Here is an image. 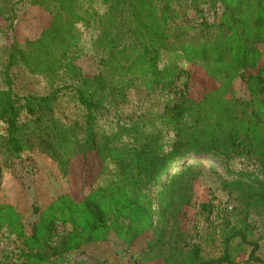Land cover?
Here are the masks:
<instances>
[{
    "label": "trees",
    "instance_id": "1",
    "mask_svg": "<svg viewBox=\"0 0 264 264\" xmlns=\"http://www.w3.org/2000/svg\"><path fill=\"white\" fill-rule=\"evenodd\" d=\"M31 1L48 11L50 21L37 39L4 49L0 191L4 170L35 149L67 166L96 154L108 180L88 193L60 194L45 207L33 204V220L0 197V230L21 240L20 264H71L73 256L112 236L140 263L233 264L232 241L241 237L250 243L244 228L225 234L224 252L217 258H204L199 244L189 252L163 249L178 186L205 165L194 158L215 155L232 168L238 160L240 167L231 170L234 177L225 180V189L264 206V0ZM206 9L213 10V20ZM13 15V9L0 12L5 20ZM83 26L95 34L86 39ZM197 29L199 40L186 38ZM164 53L176 61L161 66ZM84 55L99 59L98 73L86 74L76 63ZM181 61L200 68L203 87L197 94L190 80L175 89L184 73ZM16 67L46 76L50 91L16 93ZM239 79L245 96L236 93ZM137 85L149 94L175 89V95L159 112L118 117L108 121L114 129L106 127L105 115L127 102ZM65 95L76 108L63 117ZM201 208L211 212L209 204ZM252 244L254 254L258 243ZM0 264L11 262L0 258Z\"/></svg>",
    "mask_w": 264,
    "mask_h": 264
},
{
    "label": "rangeland",
    "instance_id": "2",
    "mask_svg": "<svg viewBox=\"0 0 264 264\" xmlns=\"http://www.w3.org/2000/svg\"><path fill=\"white\" fill-rule=\"evenodd\" d=\"M95 5L104 11L105 6L98 3ZM10 9L14 10V19L5 20L0 17V88L5 86L2 74L5 47L14 43L24 45L28 40L37 39L50 21L48 11L31 0H0V12L7 13ZM207 14L211 20L214 19L213 10H207ZM188 15L192 18L194 11L190 10ZM81 30L86 39L96 32L84 26ZM200 37L201 30L198 29L186 36L195 41ZM171 61H176V56L164 53L161 66ZM76 63L86 74L94 75L100 71L99 59L92 55H84ZM180 66L184 73L175 89L184 88L185 83L190 80L191 92H200L203 83L199 66L186 61H181ZM12 75L14 89L18 94H45L51 89L46 76L32 74L23 67L14 68ZM175 89L149 94L143 86L137 85L128 92L127 102L111 109L103 121L106 127L114 129L116 125L108 124V121H117L118 117L128 119L145 112H159L175 95ZM235 89L238 96L246 95L242 80H237ZM75 108L76 104L71 96L65 95L61 99L60 114L63 117L74 114ZM4 126L0 122V129ZM193 161L205 165L195 168L178 186V201L168 217L170 232L163 251L169 253L175 247L174 251L189 252L194 244H199L204 258H217L224 252L225 234L234 228H244L250 243L243 241L241 237L232 241L233 264H260L256 258L264 260V206L252 205L243 192L225 189V180L234 177L231 170L240 167L239 161H234L233 168L215 155H203ZM177 164L182 167L183 160ZM101 167L102 163L93 153L85 158L80 157L67 166L35 149L23 153L13 167L4 170L0 197L2 201L17 206L26 220H33V204L45 207L53 198L65 192L88 193L92 188L105 184L108 173L101 175ZM154 199V206L158 209L156 195ZM202 203L209 204L211 212L202 209ZM64 227L66 226H61L60 230ZM252 242L258 243L254 254ZM21 249L22 242L16 235L6 228L0 230V258L8 259L11 264H20ZM77 260H84L86 264H161L159 260L138 262L136 254L133 255L115 236L90 245L83 256H73L71 264H75Z\"/></svg>",
    "mask_w": 264,
    "mask_h": 264
},
{
    "label": "built area",
    "instance_id": "3",
    "mask_svg": "<svg viewBox=\"0 0 264 264\" xmlns=\"http://www.w3.org/2000/svg\"><path fill=\"white\" fill-rule=\"evenodd\" d=\"M1 257V256H0Z\"/></svg>",
    "mask_w": 264,
    "mask_h": 264
}]
</instances>
